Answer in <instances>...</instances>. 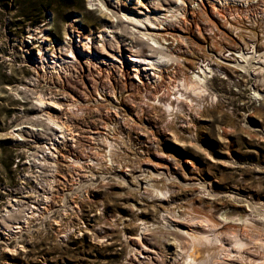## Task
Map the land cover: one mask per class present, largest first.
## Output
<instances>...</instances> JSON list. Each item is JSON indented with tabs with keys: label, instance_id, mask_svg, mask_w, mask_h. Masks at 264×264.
Masks as SVG:
<instances>
[{
	"label": "rangeland",
	"instance_id": "rangeland-1",
	"mask_svg": "<svg viewBox=\"0 0 264 264\" xmlns=\"http://www.w3.org/2000/svg\"><path fill=\"white\" fill-rule=\"evenodd\" d=\"M262 1L258 0L246 8L229 2L220 9L214 4L217 7L216 13L208 10V6L204 10L205 13L201 10H186L183 18L188 28H183V32L177 31L174 41L177 57L183 61L185 77L191 75L192 70L197 72L204 68L209 71L208 92L215 98L213 101L208 99L207 102L204 100L206 98L204 95L199 99L198 102L203 107L197 111L199 114L196 113L193 121L190 119V126L184 125L178 128V113L177 120H166L167 114H162L161 110L160 112L158 109L146 111L137 105V102L141 103L143 100L153 98L168 82L171 85L176 83L179 62L172 69L169 68L156 84L145 80L144 84H135V77L127 61L124 62L125 66L118 75H115L114 71L97 68L89 71L83 62H79L80 65L69 79L41 78L38 88L43 92L51 90L56 97L66 94L69 98L63 100L65 104L72 101L86 103L91 101L95 94L101 93L102 89L113 90L115 91L113 95L120 100L112 101V104L125 105L124 110L117 112V117L120 118L123 113L124 117L132 120L133 123L130 121L129 124L122 126L120 125L122 119L115 117L105 119L106 107L82 108L77 113L71 114L67 112V107H64L63 117L66 118L69 127L78 133L77 143L71 147L62 146L56 153H59V160L56 162L55 175L52 176V189L46 191L49 193L47 194L49 200L40 211L38 209L34 211L36 215L29 221V226L24 225V229L22 228V231L16 233L14 237H2L0 247L2 249L8 247L16 252L9 254L0 251V264H131L132 262L163 264L162 262H170L167 258L172 255L173 248L169 246L166 248L168 250L162 251L152 246V240H149L150 236L156 233L155 230L146 231L141 240L131 239L127 245L121 232V222L127 218L133 222V227H139L142 223L156 224L152 220L157 221L161 216L163 219L171 217L176 220L173 210L177 209L182 192H177L176 188L163 189L161 184L154 183L149 187L150 192L147 194L129 192L127 191L129 188L130 190L140 188L135 185V180L124 182L119 178L126 186L129 184L125 189L119 182L112 179L115 175L113 172H105L106 170L102 167L82 176L75 174V169L71 167L74 165L80 168L81 165L87 166L95 162L94 159L91 161V158H96L95 154L105 156L106 152L103 151L98 138L93 141L90 136L97 132L99 138L103 140L104 136L101 134L111 127L113 129L109 130L111 133H108V137L110 142L113 141L111 158L116 165L127 164L128 168L140 167L147 162L152 163L157 158L144 145L136 143V134L133 130H135L134 125L137 124L142 126L138 131L142 134V138L149 135L147 133L149 131L154 135V140L160 145L161 151L172 154L178 159L180 165H183V161L187 158L194 161L198 169L194 177L196 182L201 181L203 174H206L214 182V192H219V196L235 195L236 199L244 203L259 202V200L264 202V104H259L252 96L253 89L264 92V65L261 66V70L257 69V76L253 74V69L248 70L249 72L242 74V80L232 77L238 80L235 82L221 79L220 72L209 70L210 67L211 70L215 69L211 62L218 61V57L227 59L226 50L237 48L238 45L243 47L240 37L248 44L249 50H252V44L259 45L258 42H264ZM89 7L87 0H1L0 217L3 209L9 207L11 202L23 203L24 209L29 204H36L34 202L36 199L44 200L43 196L46 195V193L43 195L41 186L45 172L33 163L32 156L37 145L47 144L46 137L39 139L41 143L39 141V143H33L37 139L35 136L24 137L22 141L7 138L16 123L21 122L30 110V102H20L9 93L6 87L24 84L32 76L33 72L26 58L30 53L37 54L44 45L41 43L42 39L38 37H42V34L38 33L37 37L31 40V44L27 43V36L30 33L42 31L48 38L45 45L48 46L49 51H53L72 34L87 33L90 29L98 33L103 29L102 18L98 8L94 5ZM114 10L116 11L117 8ZM212 24L213 26L210 27ZM175 28L177 25L176 27L165 26L160 32L170 34ZM178 32L183 37H179ZM221 35L223 37L218 38ZM253 35L256 36L255 39H252ZM123 37L128 39L126 36ZM179 43L184 45L181 57L177 51ZM221 51L223 52L219 53ZM235 51H238V48ZM243 51L246 52L245 49ZM124 57H127L125 53ZM203 59L204 61H201ZM190 62H192L191 66ZM145 86L147 89L144 92ZM194 102L199 104L197 101ZM163 124L169 129L166 130L167 132L163 130L164 133ZM174 129L177 140L168 133ZM92 142L96 143L95 146L91 145ZM60 157L71 158L72 164L61 161ZM221 160H223L222 163ZM146 167L149 168L146 164L141 167V170L146 171ZM209 178L207 182L210 187ZM81 183H86V186L78 187ZM95 183L97 184L94 186ZM142 191L143 189L140 190ZM170 195L173 196V200L166 201ZM138 204L143 205L139 207ZM188 205L182 207L189 217L202 218L203 213L207 211L203 205L206 209L197 206L199 211L193 212ZM218 213H215L216 217ZM42 217H44L43 222L40 219ZM254 219L253 222H260L258 217ZM171 238L172 235H168V240L164 239L162 243L171 242ZM132 247L146 248L147 252L144 253L146 257L141 258V263L140 260L134 261ZM248 247L251 250L254 248L253 245ZM249 259L251 257H248L247 263H237L249 264Z\"/></svg>",
	"mask_w": 264,
	"mask_h": 264
},
{
	"label": "bare ground",
	"instance_id": "bare-ground-1",
	"mask_svg": "<svg viewBox=\"0 0 264 264\" xmlns=\"http://www.w3.org/2000/svg\"><path fill=\"white\" fill-rule=\"evenodd\" d=\"M87 1L90 7L94 5V7L98 8L103 22V29L98 33L90 29L87 33L72 34V36L66 37V40L60 43L53 51H49L48 46L45 45L46 40H48L45 33L42 31L30 33L27 36V43L31 44V40L35 39L39 33L42 34V37H38L42 39L41 43L44 44L37 54L30 53L28 54V58H26L33 72L32 76L29 77L24 84L19 83L6 87L9 93L20 102H30V110L24 118L21 119V122L16 123L15 127L8 133L9 137L7 138L22 141L26 137L31 138L35 136L37 139L35 138V142H33L34 140H32V142L36 143L39 139L46 137L45 142L47 144L37 145V148L32 153L33 163H35L42 172H45V175H43L45 178L41 180L43 195L46 191L52 189V176L55 175L57 168L56 162L59 160V153H56L59 152V148L62 146L71 147L77 143L78 133H75L74 130L69 127L66 118L63 117L64 107H67V112L70 114L77 113L82 108L88 109L95 107L98 109L99 106L100 108L106 107L105 119L113 117L122 119L121 124L117 122V124L122 126L129 124L130 121L133 123V121L124 117L123 113L120 118L117 117V112L124 110L125 105L120 104L114 106L112 104V101L118 102L120 100L119 97L113 95L115 93L113 90L105 91L102 89L101 93L104 94L103 96H101L99 92L95 94L94 98L92 97V99H90L91 101L86 103L82 101H72L69 104H65L63 100L69 98L66 94L56 97L51 90H44L45 92H43V90L38 88L42 80L41 78H48L49 80L58 78L60 80L62 78L69 79L72 77L75 69L80 65L79 62H83L89 71L97 68L110 72L114 71L115 75H118L120 70L125 66L124 62L127 61V65L130 66V70L135 77V84H144V80L156 84L157 81L161 80V77H163L164 73L169 68L172 69L174 65L179 62L176 70V72H178V80L176 83L171 85L170 82H168L160 92L157 93L156 91L157 94L153 98L143 100L141 103L137 102V105L146 111L151 109L161 110L162 114H167L166 120H177L176 116L178 113V128H182L184 125H189V122L191 120L193 121V118L196 117L197 111L202 109L201 107L203 106L198 102L201 97L205 95L206 98H202V100H207V102L208 99H212V101L215 99L208 92L207 76L209 75V71H206L204 68H201L200 71L198 70L197 72L190 70L191 75L185 77L183 61L179 60L177 57L174 41L177 37V31L183 32V28H188L187 23H185V18H183L186 14V10H201L202 13H205L204 10H206L208 6V10L216 13L217 7H215L214 4L218 5L220 9L229 2L246 8L258 0ZM262 4L263 9L261 10L262 13H264V1H262ZM116 8L117 10L115 11L114 9ZM218 16L220 19V15ZM193 19L195 20V17H193ZM170 25H173V27L177 25L173 33L160 32L164 30L165 26ZM211 26H213V24L210 25V27ZM179 32L178 36L183 37ZM120 34L123 35L120 36ZM123 36L128 37V39ZM220 37L223 36L221 35L218 38ZM224 38L226 39V37ZM255 38L256 36L253 35L252 39ZM240 39V42H243L242 50L245 49L246 52L242 51L235 55V57H238L235 59V63L225 61L223 58L221 59L218 57V61L215 60L212 63L215 69L211 70L210 67V71H220V73H223L224 71L234 72L236 70H243L245 72V70L252 65L257 76V69L260 68L261 70V66L264 65V51L262 50L264 49V42H258L259 45L252 44V50H249L248 44L242 37H240ZM183 46L182 43L178 45L177 51L179 57L183 54ZM222 52L223 51L219 53ZM124 53L127 55L126 58L124 57ZM191 65L192 62H190V66ZM194 65L195 63L193 66ZM206 68L208 69V66ZM226 79L230 82H235V79L233 80L228 77H226ZM146 89L147 86H145L144 92ZM252 96L259 104H264V92L253 89ZM130 101L134 102L133 100ZM194 101H197L199 104H196ZM170 116L172 117L170 118ZM23 119H25V121ZM139 121H141V119H139ZM141 127V125H134L135 130H133V132L135 131L134 133L136 134V143L144 145L146 149L152 151L154 156H157L152 163L147 162L140 167L136 166L133 168H128L129 166H127V164H114L111 158L113 141L110 142L108 137V133H111L109 130H112L113 127L105 129L101 134L104 136L103 140L99 138L97 132L92 133L90 136L93 141L98 138L103 147V151L106 152L105 156L95 154L96 158H91V161L94 159L96 160L95 162H91L87 166L81 165L79 166L80 168H77L71 165V158L66 159L60 157L61 161L69 162L71 167L75 169V174L78 173L80 176L87 172L93 173L96 168L100 169L102 167L106 170L105 172H113L115 175L113 174L114 177H112V179L119 182L121 187L125 189H127L129 184L126 186L124 182L135 180V185L140 188L132 190L129 188L127 189L129 192L133 191L138 194H147V192H150L149 187L154 183L161 184L163 189L168 190L169 188H176L177 192L183 193V195L180 196L177 209L173 210V212H175L174 218H177L176 220L171 217L163 219V216H161V220L159 219L160 221L152 220L153 223L155 222L156 224H152V222L148 225L142 223L139 227H133L132 221H129V219L127 220V218L123 219L121 222V232L127 245L131 239L141 240L146 231L155 230L156 233L149 238V240H152V246L162 251L168 250L166 248L171 246L173 248L171 252L172 255L167 259L174 264H238L237 262L247 263L248 257H251L248 262L249 264H264V202H260L263 200H259V202L247 201L244 203L240 199H236L234 197L235 195L225 194L219 196V192H214V182H212L208 175L203 174V179L201 181L196 182V180H194L198 170L195 167L194 161L187 158L183 161V165H180L178 159L173 157L172 154H165L161 151L160 145L157 144V141L154 140V135L150 134L149 131H147L149 135L142 138V134L138 132L141 130ZM167 129L166 125L163 124L162 131H166ZM248 132H250V130ZM168 133H170V136H174L176 140L178 139L175 129L174 131L170 130ZM180 142L182 143V141ZM95 144V142L91 143L92 146H95ZM222 161L223 160L220 162L222 163ZM92 163H94V165H92ZM146 164L149 168L146 167V171L145 169L141 170V167H144ZM86 168H89V170H86ZM119 178L124 182L121 179L119 180ZM208 178L210 187L207 182ZM96 184L97 183L93 185L95 186ZM83 186H86V183H81L78 187ZM142 189L143 191L140 192ZM224 192L228 193L226 191ZM47 194L49 193L43 196L44 200L42 198H40V200L36 199V201H34L36 204L30 205L28 203L29 205L24 209L22 208L23 203L18 204L13 202L8 205L9 207L3 209L0 217V242L4 237H14L16 233L22 231L24 225L27 226L29 221L36 215H34V211L37 209L40 211V209H42L41 207L48 202L49 196ZM166 199V201H171L173 200V196L170 195ZM187 204H189L188 206L193 212L199 211L197 206L206 207L207 211L203 213L202 218L196 216L189 217V214L184 211L182 207ZM142 205L143 204H138L137 206L142 207ZM203 205H205V207ZM217 212H219L217 214L218 217L215 216ZM257 217L260 222H253L252 220H255L254 218ZM43 218L44 217L40 218L41 221ZM20 219H22V221H20ZM168 235H172L170 239L171 242L168 241L166 244H163L162 241L164 239L168 240ZM249 245L254 246L253 250L248 247ZM145 249L146 248L137 249L132 247L134 251V261L138 262L140 260L141 263V258L146 257V255H144V253L147 252ZM0 251H5L9 254L16 252L14 249L11 250L8 247L3 249L0 247ZM170 262L162 263L171 264ZM131 264L134 263L132 262Z\"/></svg>",
	"mask_w": 264,
	"mask_h": 264
},
{
	"label": "built area",
	"instance_id": "built-area-1",
	"mask_svg": "<svg viewBox=\"0 0 264 264\" xmlns=\"http://www.w3.org/2000/svg\"><path fill=\"white\" fill-rule=\"evenodd\" d=\"M237 48H238V51H235V49H237V48H234V49H231V50H226V52H227V59L226 58H224V57H222L225 61H228V62H233V63H235V59L236 58H238V57H235V55H237V54H239V52H242L243 50H242V47L241 46H236ZM252 47H253V45H252ZM232 56L234 57V59H232ZM221 58V59H222ZM201 61H204V60H201ZM220 61H222V60H220ZM213 63V61L211 62V64ZM206 65H208L207 63H206ZM253 68H252V65H250L249 67H248V69L247 70H245V73L249 70V71H251ZM252 71H254V69L252 70ZM220 72V71H219ZM244 73V71L242 70V71H240V70H236V71H234V72H230V71H224L223 73H221V76H220V78L221 79H226V77H228V78H231V79H233L232 77H234V78H237V79H240L241 77H242V74ZM236 74V75H235ZM254 75H256L255 74V71H254V73H253ZM229 75V76H228ZM237 76V77H236ZM207 78H208V76H207ZM243 78H241V80H242ZM227 80V79H226ZM234 80V79H233ZM234 81H238V80H234Z\"/></svg>",
	"mask_w": 264,
	"mask_h": 264
},
{
	"label": "trees",
	"instance_id": "trees-1",
	"mask_svg": "<svg viewBox=\"0 0 264 264\" xmlns=\"http://www.w3.org/2000/svg\"><path fill=\"white\" fill-rule=\"evenodd\" d=\"M0 5H1V0H0ZM33 22V21H32Z\"/></svg>",
	"mask_w": 264,
	"mask_h": 264
}]
</instances>
